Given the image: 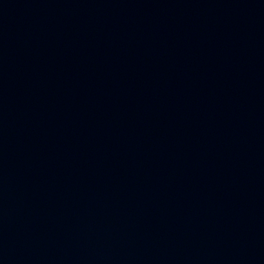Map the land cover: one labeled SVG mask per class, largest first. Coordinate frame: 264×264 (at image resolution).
Listing matches in <instances>:
<instances>
[{"label":"water","instance_id":"95a60500","mask_svg":"<svg viewBox=\"0 0 264 264\" xmlns=\"http://www.w3.org/2000/svg\"><path fill=\"white\" fill-rule=\"evenodd\" d=\"M0 264H264V0H0Z\"/></svg>","mask_w":264,"mask_h":264}]
</instances>
